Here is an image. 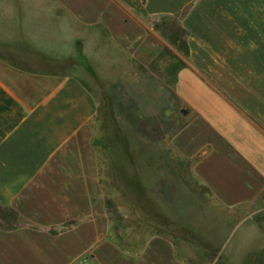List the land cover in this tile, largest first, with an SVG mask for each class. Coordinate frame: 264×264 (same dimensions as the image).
<instances>
[{
    "label": "crops",
    "instance_id": "obj_1",
    "mask_svg": "<svg viewBox=\"0 0 264 264\" xmlns=\"http://www.w3.org/2000/svg\"><path fill=\"white\" fill-rule=\"evenodd\" d=\"M126 102L178 121L221 208L264 211V0H0V264H222L168 226L110 239L96 133Z\"/></svg>",
    "mask_w": 264,
    "mask_h": 264
},
{
    "label": "rangeland",
    "instance_id": "obj_2",
    "mask_svg": "<svg viewBox=\"0 0 264 264\" xmlns=\"http://www.w3.org/2000/svg\"><path fill=\"white\" fill-rule=\"evenodd\" d=\"M125 106L132 110L102 129L104 162L120 192L107 203L113 231L119 225L126 245L137 247L138 240L157 231L156 226H168L172 232L166 234L177 235L181 229L182 239L207 251L211 260L220 253L216 260L222 264H264V211L229 213L221 208L166 146L165 134L178 121L167 123L163 112L159 119L145 117L133 103ZM252 223L256 226H243Z\"/></svg>",
    "mask_w": 264,
    "mask_h": 264
},
{
    "label": "trees",
    "instance_id": "obj_3",
    "mask_svg": "<svg viewBox=\"0 0 264 264\" xmlns=\"http://www.w3.org/2000/svg\"><path fill=\"white\" fill-rule=\"evenodd\" d=\"M103 122L104 119L101 121L100 118V122L98 124V131L96 133L98 135V140H96V148L99 150V152L101 151L99 154L100 160H102L100 163V171H101V179H102L101 184L108 203L116 199L117 195H119L120 192L118 190L119 188L113 182L114 180H112V176L111 173L109 172V168H107L106 166V162L103 161L104 160L103 155H105V151L101 150V146L104 145V143L102 137H99V134H102V129H103L102 125L104 124ZM115 228L117 231H113L114 228H112V230L110 231V239L114 240V242L118 245L122 243V245L119 246L127 253L137 252L138 250L137 247L126 245V240H125L126 238L122 233L121 227L117 225Z\"/></svg>",
    "mask_w": 264,
    "mask_h": 264
},
{
    "label": "flooded vegetation",
    "instance_id": "obj_4",
    "mask_svg": "<svg viewBox=\"0 0 264 264\" xmlns=\"http://www.w3.org/2000/svg\"><path fill=\"white\" fill-rule=\"evenodd\" d=\"M99 137H102L103 138V134H99Z\"/></svg>",
    "mask_w": 264,
    "mask_h": 264
}]
</instances>
